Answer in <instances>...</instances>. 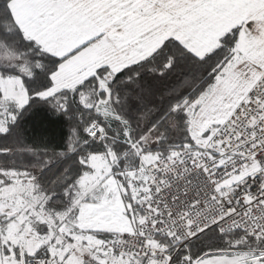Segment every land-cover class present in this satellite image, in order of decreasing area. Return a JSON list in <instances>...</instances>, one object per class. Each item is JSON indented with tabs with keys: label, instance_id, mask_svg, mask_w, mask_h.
<instances>
[{
	"label": "snow or ice",
	"instance_id": "6c2138e0",
	"mask_svg": "<svg viewBox=\"0 0 264 264\" xmlns=\"http://www.w3.org/2000/svg\"><path fill=\"white\" fill-rule=\"evenodd\" d=\"M0 264H264V0H0Z\"/></svg>",
	"mask_w": 264,
	"mask_h": 264
},
{
	"label": "trees",
	"instance_id": "16d2710c",
	"mask_svg": "<svg viewBox=\"0 0 264 264\" xmlns=\"http://www.w3.org/2000/svg\"><path fill=\"white\" fill-rule=\"evenodd\" d=\"M55 123H56V121H53V124H55ZM49 131L54 133L55 132V128L52 127V128L49 129Z\"/></svg>",
	"mask_w": 264,
	"mask_h": 264
}]
</instances>
